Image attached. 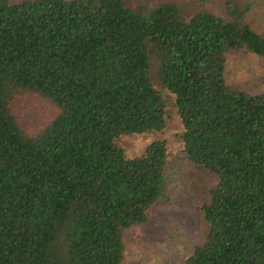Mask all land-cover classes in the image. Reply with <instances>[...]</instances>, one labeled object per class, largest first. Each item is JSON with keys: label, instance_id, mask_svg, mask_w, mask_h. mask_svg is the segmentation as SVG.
<instances>
[{"label": "trees", "instance_id": "trees-1", "mask_svg": "<svg viewBox=\"0 0 264 264\" xmlns=\"http://www.w3.org/2000/svg\"><path fill=\"white\" fill-rule=\"evenodd\" d=\"M263 4L0 0V264H124L125 232L168 199V154L123 142L166 128L164 91L188 162L216 180L185 264H264V91L225 78L229 53L264 60ZM27 96L56 111L30 135L13 111Z\"/></svg>", "mask_w": 264, "mask_h": 264}, {"label": "rangeland", "instance_id": "rangeland-1", "mask_svg": "<svg viewBox=\"0 0 264 264\" xmlns=\"http://www.w3.org/2000/svg\"><path fill=\"white\" fill-rule=\"evenodd\" d=\"M12 1V0H11ZM264 5V4H263ZM258 25H264V10L255 14ZM225 78L234 87L253 94L264 91V60L244 50L226 56ZM158 86V82L153 80ZM167 105V126L159 133L127 138L123 142L128 156H136L153 140L167 144L166 179L168 199L156 203L148 213L145 225L124 234V264H185L192 248L205 238L207 225L201 207L204 190L216 185L213 175L197 171L183 153V127L172 107L173 95L164 91ZM172 100V102H171ZM13 111L27 134L43 128L55 115V109L37 97H19Z\"/></svg>", "mask_w": 264, "mask_h": 264}]
</instances>
